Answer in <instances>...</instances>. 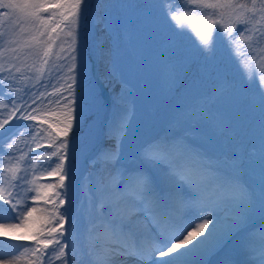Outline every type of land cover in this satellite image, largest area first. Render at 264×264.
I'll use <instances>...</instances> for the list:
<instances>
[{"label":"snow or ice","instance_id":"1","mask_svg":"<svg viewBox=\"0 0 264 264\" xmlns=\"http://www.w3.org/2000/svg\"><path fill=\"white\" fill-rule=\"evenodd\" d=\"M91 8L89 0H0V264H69L70 247L75 254L66 181L72 136L83 118L79 29ZM164 8L204 53H214L222 37L245 79L264 91V0H165ZM13 120L17 127L9 131ZM130 122L129 112L117 113L107 131L112 147L90 162L104 173L84 235L91 264H205L243 231L257 207L264 214V137L257 197L241 179L254 147L226 157L233 171L225 174L219 161L161 136L141 146L136 166H121ZM255 232L264 233V226L241 238L239 264H264V240L257 246ZM224 264L237 261L226 257Z\"/></svg>","mask_w":264,"mask_h":264},{"label":"rangeland","instance_id":"2","mask_svg":"<svg viewBox=\"0 0 264 264\" xmlns=\"http://www.w3.org/2000/svg\"><path fill=\"white\" fill-rule=\"evenodd\" d=\"M92 1L89 0L90 3ZM104 15V28H107L113 39L112 64L108 70L122 81L133 85L134 90L137 92V99L131 110L130 127L127 136L123 140L120 158L121 166L127 168L129 163L128 168H131L139 163L137 156L141 146L156 138L157 129L155 127L148 129L149 123L145 121L147 116L151 115L155 109L164 108V101L173 95L175 87L181 82L188 60L185 62L184 59L173 58L169 60L170 63H162V53L171 55V52L167 49L174 43V40L163 41L160 39V34L155 35L153 39L148 36V25L151 16L147 6H130L125 1H120L115 8L107 10ZM86 24V21L82 23L78 37L79 97L83 115L87 113L91 102H94L96 86L92 74L93 62L88 57L85 50L87 44L83 40L88 33V30L85 29ZM224 61L215 59L208 66L199 65L198 71L187 82L179 96L175 100H171L169 115H166V112L162 110L153 122H157L166 116L164 120H166L170 139H176L181 143L191 145L205 156L212 158L213 161H219L222 172L232 174L233 170L228 160L224 156L219 157L222 153V147L218 144L216 130L227 112V104L223 95L227 87L226 76L229 74V70L221 64ZM2 91L4 90L0 89V92ZM142 95L143 97H138ZM147 95H150V97H146ZM0 99H5V97L0 95ZM125 111L121 107H112L109 111L110 125L117 113ZM91 122H94V120ZM19 123L27 122L20 121ZM6 127L11 131L17 127V122L13 120ZM142 131L146 132L145 136H142ZM0 135H5V133L0 132ZM262 137H264V132L251 148L237 154L246 155L253 147L256 150L255 156L250 157L251 163L246 167L241 179L251 187L257 197L260 190ZM79 141L80 137L72 139L71 155L74 157V162L71 167L73 171L71 179L66 181L69 184L68 199L70 203L66 204L65 207L76 225V240L74 242L76 250L73 254L72 248H69V264H91L84 243V235L94 217L93 197L96 182L101 177V172H98L99 164L93 167L90 162L92 161L91 156L100 152L101 146L96 147L93 144L91 149H76ZM0 144H2V141H0ZM40 151H43V149H40ZM129 155L132 156L130 160ZM87 173L88 176L83 177ZM192 179L194 183H198L201 177L193 173ZM43 182L54 184L53 178L48 177L43 178ZM177 190H179L178 186ZM9 214L13 215L12 213ZM193 215L194 213H189L190 217ZM261 226H264V214L257 207V211L243 226V231L229 240L220 251L207 257L205 264H224L226 257H231L239 264L244 259L240 250L241 238ZM65 227L67 228L68 225H65ZM71 239L69 237V240ZM197 239H201V237ZM254 240L255 244L259 246L261 240H264V233L255 232ZM8 243L27 242L8 241ZM5 251L13 250L6 249ZM133 261L129 259L127 262Z\"/></svg>","mask_w":264,"mask_h":264},{"label":"trees","instance_id":"3","mask_svg":"<svg viewBox=\"0 0 264 264\" xmlns=\"http://www.w3.org/2000/svg\"><path fill=\"white\" fill-rule=\"evenodd\" d=\"M100 27V26H99ZM103 34V32L102 31H100L99 32V36H98V38L102 41V42H105L106 43V40L104 39V37H102L101 35ZM97 38V39H98ZM106 56L104 57V58H100L99 57V59H97L98 60V63H99V65H100V68L104 71V69L106 68V64H105V62H106ZM103 75L104 76H106L107 77V74L106 73H103ZM251 83V86H253L254 88H256L257 90H259V85H258V83H256V82H250ZM261 90V89H260ZM255 92V91H254ZM255 94L257 95V96H255V100L254 101H251V105H250V109H255V110H253V112H252V118H251V120L249 121V123H250V127H249V129L247 130L246 129V127L244 126V129H243V134H247L249 131H252V130H254L255 128H256V126L257 127H259L258 125H259V121H261L263 118H264V91H257V92H255ZM252 100V99H251ZM82 130V129H81ZM229 137V134L227 133V135H226V138H228ZM229 140H231V138H228ZM113 140H111V139H109L108 138V136H107V138H106V146L108 147V148H110V147H112V145H113ZM230 143V145L231 146H233V147H235V145L236 144H233L232 142H229ZM238 143V142H237ZM240 143L242 144V143H246V141H242V140H240ZM239 144V143H238ZM242 145H244V144H242ZM230 146V147H231ZM237 150V148H235V149H229V151H230V155H232V154H234V152Z\"/></svg>","mask_w":264,"mask_h":264},{"label":"bare ground","instance_id":"4","mask_svg":"<svg viewBox=\"0 0 264 264\" xmlns=\"http://www.w3.org/2000/svg\"><path fill=\"white\" fill-rule=\"evenodd\" d=\"M127 264H136V262H135V261H133V262H130V263H128V262H127Z\"/></svg>","mask_w":264,"mask_h":264}]
</instances>
